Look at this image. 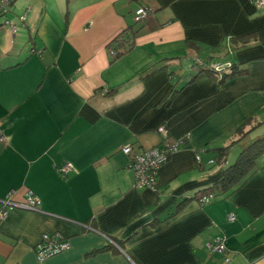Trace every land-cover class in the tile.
I'll use <instances>...</instances> for the list:
<instances>
[{"label":"crops","instance_id":"crops-1","mask_svg":"<svg viewBox=\"0 0 264 264\" xmlns=\"http://www.w3.org/2000/svg\"><path fill=\"white\" fill-rule=\"evenodd\" d=\"M12 1L17 32L0 19V130L8 138L0 141V201L33 191L41 204L8 209L0 264H218L224 255L205 248L218 234L233 264H264V162L233 193L198 201L203 188L218 193L235 161L210 163L213 148L228 146L234 128L264 108V46L234 49L232 41L264 28V8L253 0ZM28 3L23 25L14 11ZM140 6L151 15L134 47L112 60L109 42L136 23ZM196 57L239 62L248 73L187 83L209 69ZM172 84L181 90L165 97ZM161 125L183 147L162 167L156 191L137 189L123 145L159 144ZM67 162L73 167L61 175ZM45 233L61 234L69 248L41 261Z\"/></svg>","mask_w":264,"mask_h":264},{"label":"built area","instance_id":"built-area-1","mask_svg":"<svg viewBox=\"0 0 264 264\" xmlns=\"http://www.w3.org/2000/svg\"><path fill=\"white\" fill-rule=\"evenodd\" d=\"M12 0H0V15L4 17L1 24L3 27H9L13 33L18 30V25L10 18ZM257 8H264V0H253ZM30 7L26 9L25 14L20 18V22L24 25ZM151 15V10L145 6H140L135 11L136 21H142L147 19ZM117 49H110L109 54L112 58L117 56ZM200 66H206L213 72H218L220 78L222 73L232 67L233 63H217L209 62L205 63L196 57L195 64ZM158 132L161 136L159 144L152 146L148 149H136L133 143L127 142L123 145V152L129 156V162L127 164V170L133 175V185L137 189H150L156 191L158 188V180L162 167L170 160V158L183 147V142L180 139L173 138L167 127L161 125L158 128ZM7 136L0 130V141H7ZM205 150V148L203 149ZM200 151L196 153V158L201 161ZM214 160H210V163ZM72 164L67 162L59 168L61 175L67 174L72 169ZM215 199L213 192L201 194L199 196V203L205 205ZM0 225L5 220L10 207H19L30 210H38L41 204L40 198L33 191H29L22 201L16 202L12 195L2 199L0 201ZM229 221H234L236 216L234 212L229 213ZM69 248V242L58 233H45L41 242L37 247V256L41 261L58 254ZM206 250L211 254H223L226 263L231 261L228 256L229 250L227 247V236L224 234H218L210 237L205 243Z\"/></svg>","mask_w":264,"mask_h":264},{"label":"trees","instance_id":"trees-1","mask_svg":"<svg viewBox=\"0 0 264 264\" xmlns=\"http://www.w3.org/2000/svg\"><path fill=\"white\" fill-rule=\"evenodd\" d=\"M12 3L13 1H11V5ZM141 27L142 24H140V21H136L135 24L129 25L121 32H119L109 42L108 50L114 48L118 51L117 56L111 58L112 60L119 58L123 53L131 50L134 47L135 37L140 31ZM232 41L235 44V46H233L234 49H237L238 46L246 47L251 43H260L264 46V28L241 37H234L232 38ZM241 65L242 63L234 62L232 67L222 73L223 77L219 79L220 83L224 84L228 79L233 78L237 75H246L248 73V70L246 67H241ZM204 73H210L211 75L217 77V75H215L212 70L201 69L200 72L194 74V76H192L187 83L193 82L195 79H197ZM179 90L181 89L175 88L174 84H172L171 86H169L165 97L169 96L170 98H174L179 92ZM262 123L263 122L257 121L256 114L248 116L234 128L232 132L234 139L228 146L213 148V151H215L216 153V158L213 160L218 164L226 163L228 157V150L233 145H238L240 148V152L238 157L232 164L226 165L224 167V173L219 182L217 183L219 185L218 193H214V189V191H209L210 187L203 188L202 190H200V193L205 194L213 192L215 194L216 199V197L227 196L242 186L248 176L251 175V173L256 169L258 158L264 152V133L253 134L254 130L260 127ZM189 200L190 199L188 198L178 204L176 211H179L182 206ZM105 249L116 250L114 245L112 244L105 247Z\"/></svg>","mask_w":264,"mask_h":264},{"label":"rangeland","instance_id":"rangeland-1","mask_svg":"<svg viewBox=\"0 0 264 264\" xmlns=\"http://www.w3.org/2000/svg\"><path fill=\"white\" fill-rule=\"evenodd\" d=\"M28 5H30L29 3L28 4H22V5H18L19 9L17 8V6L15 7V11H14V15H16V18H22L23 15L25 14V10L26 8L28 7ZM30 7V6H29ZM20 10V11H19ZM30 10H31V7H30ZM30 12V11H29ZM28 12V13H29ZM28 15V14H27ZM4 18L3 16L0 15V19ZM226 56V55H225ZM224 55L219 56L221 58H217V59H223L225 57ZM188 66V65H187ZM258 116V115H257ZM258 119H260L263 123L260 125V127H258L256 130H254L253 134H261V133H264V108H262L260 111H259V117H257ZM257 119V120H258ZM259 121V120H258ZM239 152H240V148L238 145H233L231 148H229L228 150V158L230 157L231 159L235 158L234 160H236V158L238 157L239 155ZM264 162V152L260 155L259 157V163H262ZM216 190H218L216 188ZM219 256V255H218ZM228 256L232 259L233 255L232 253H229ZM234 259V258H233ZM239 262L236 261L234 264H237ZM245 264H247L246 262H244ZM218 264H233V260H231L229 263H226L225 260H224V257L222 258L221 257V261L220 263L218 262Z\"/></svg>","mask_w":264,"mask_h":264}]
</instances>
